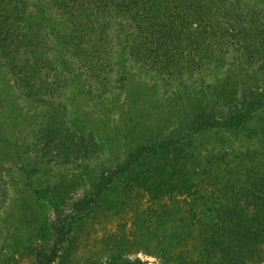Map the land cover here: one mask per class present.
Listing matches in <instances>:
<instances>
[{
    "label": "rangeland",
    "instance_id": "374dc122",
    "mask_svg": "<svg viewBox=\"0 0 264 264\" xmlns=\"http://www.w3.org/2000/svg\"><path fill=\"white\" fill-rule=\"evenodd\" d=\"M237 57L190 90L116 50L98 82L67 65L35 107L0 69V264H39L55 244L53 264H264V67ZM47 127L62 152H40Z\"/></svg>",
    "mask_w": 264,
    "mask_h": 264
},
{
    "label": "trees",
    "instance_id": "16d2710c",
    "mask_svg": "<svg viewBox=\"0 0 264 264\" xmlns=\"http://www.w3.org/2000/svg\"><path fill=\"white\" fill-rule=\"evenodd\" d=\"M116 50L170 84L199 90L206 77L228 63L232 50L264 67V13L241 0H0V69L20 91L17 98L32 107L54 102L66 88L67 65L82 71L83 83L98 82L100 72H109ZM3 100L0 83V106ZM257 104L250 103L249 111ZM240 122L209 127L232 128ZM45 130L40 152H62V141L48 147L47 139L58 129ZM170 144L176 143L163 146ZM156 151L138 150L134 162ZM227 214L221 215L227 226L241 220ZM60 251L55 244L39 264H53Z\"/></svg>",
    "mask_w": 264,
    "mask_h": 264
}]
</instances>
